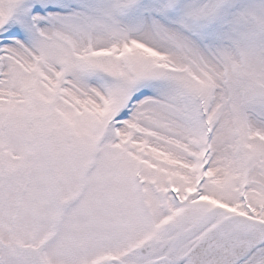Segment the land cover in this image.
I'll list each match as a JSON object with an SVG mask.
<instances>
[{"label":"snow or ice","instance_id":"6c2138e0","mask_svg":"<svg viewBox=\"0 0 264 264\" xmlns=\"http://www.w3.org/2000/svg\"><path fill=\"white\" fill-rule=\"evenodd\" d=\"M0 264H264V0H0Z\"/></svg>","mask_w":264,"mask_h":264}]
</instances>
